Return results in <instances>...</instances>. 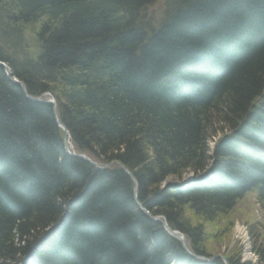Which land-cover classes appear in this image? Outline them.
Wrapping results in <instances>:
<instances>
[{
  "label": "trees",
  "instance_id": "16d2710c",
  "mask_svg": "<svg viewBox=\"0 0 264 264\" xmlns=\"http://www.w3.org/2000/svg\"><path fill=\"white\" fill-rule=\"evenodd\" d=\"M0 63L55 101L0 67V264L44 238L39 264H206L186 212L213 220L249 192L264 208V0H0ZM55 117L75 153L133 179L70 157ZM215 129L230 135L210 156ZM208 165L224 184L160 189Z\"/></svg>",
  "mask_w": 264,
  "mask_h": 264
},
{
  "label": "rangeland",
  "instance_id": "374dc122",
  "mask_svg": "<svg viewBox=\"0 0 264 264\" xmlns=\"http://www.w3.org/2000/svg\"><path fill=\"white\" fill-rule=\"evenodd\" d=\"M4 74L6 76L7 73L4 71ZM46 100L49 101L51 100V98L48 97V99ZM228 135L229 133L222 134L219 132L214 137L210 138L207 146L208 155L211 156L212 154L211 150L215 148L216 143H218L219 141L218 139L224 136L229 137ZM97 167L100 170H103L104 168H108V166L106 165L103 166L97 165ZM118 167L120 169L123 168L121 165H119ZM180 176L181 177L179 178L177 176L176 178L175 177L168 178L167 180L161 183L160 189H163V187L169 185L172 187L176 184H179V186L186 187L191 184L197 183L199 181L198 179L199 174L186 172ZM131 179H133V177ZM196 179H198V181H195ZM199 184L200 183L196 184L195 186H198ZM202 184L205 187H201V189H205V190L210 189L207 187V184L204 183ZM209 186L213 187L212 185ZM196 212H194V214H190L186 212L185 217L186 219L188 218L190 220L189 222H191L192 225L198 227L200 226L201 229L203 228L202 230H205L203 236L206 237L203 238H206L205 240L207 242V245L205 246V248L208 254H210L211 256H215L218 259L220 258L219 260H221L222 258L227 260L230 256H233L236 257V259H239L240 263L242 264L243 263L255 264L254 262L257 261L258 257L254 252L251 251L252 249L250 250V248L253 246L254 243L253 239H255V241L257 240V242L259 243L261 241L260 239H262V237L264 238V208H262L260 205H258L255 202L254 193L252 192L247 193L246 196L243 199H241V201L237 202L231 209L230 208L227 209V212L222 213L223 216L217 217L218 219L216 218L207 221V219L205 218L204 219L199 218ZM63 219H64V215H62L60 222H62ZM58 225L56 226L54 225L46 229L45 234H47L49 231L55 228L57 229ZM237 225H239L240 229L237 228ZM258 233L262 237L260 236L257 237L256 234ZM42 240H38L31 248V250H29V253L27 255H29L31 251L32 252L34 251L37 253V257H38L41 254L40 247L42 245ZM17 242L18 241H16V243ZM181 246L183 249L185 248L183 244H181ZM27 255L26 254L23 255L21 259H25ZM17 257H18L17 255L14 256V258ZM254 258L256 259L254 260Z\"/></svg>",
  "mask_w": 264,
  "mask_h": 264
},
{
  "label": "bare ground",
  "instance_id": "6f19581e",
  "mask_svg": "<svg viewBox=\"0 0 264 264\" xmlns=\"http://www.w3.org/2000/svg\"><path fill=\"white\" fill-rule=\"evenodd\" d=\"M204 68H206V67H203L202 69H200V74H202V75H207V76H205V78H206V80H208L209 79V74L205 71L206 69H204ZM198 80H195V82H197ZM199 83V82H198ZM198 83H197V85H198ZM263 85H264V82H263ZM262 85V86H263ZM15 86H17V85H15ZM261 86V87H262ZM19 87V86H18ZM20 88V87H19ZM21 89V88H20ZM22 91V90H21ZM261 91H263V93H264V86H263V89L261 90ZM23 92V91H22ZM24 93V92H23ZM260 93V92H259ZM24 96H25V94H24ZM26 97V96H25ZM34 98V97H33ZM27 99V98H26ZM41 100H42V102H33V103H44V104H47V105H50V104H48V103H46V101L47 100H44V99H42V98H40ZM28 100V99H27ZM29 101V100H28ZM30 102H32V101H30ZM248 105V104H247ZM245 106V108H246V110H249V115H252L256 110H258V108H257V106H256V104H255V100H252V101H250L249 102V105L248 106ZM219 114L221 115L222 114V112H219ZM61 123V122H60ZM62 124V123H61ZM63 125V124H62ZM64 126V125H63ZM59 128V127H58ZM64 128H65V126H64ZM60 130H61V128H59ZM66 129V128H65ZM66 131H67V129H66ZM215 131H216V134L218 133V131H217V129H215ZM214 131V132H215ZM61 132H62V136H64V133H63V131L61 130ZM67 133H68V131H67ZM232 134V133H231ZM70 136H69V133L67 134V136H64V138L65 139H67V138H69ZM209 142V141H208ZM216 142H217V140H216ZM64 148H65V151H68V150H70V147L68 146V145H65L64 146ZM214 150V149H213ZM213 150H211V152L213 153ZM263 157H264V154H263ZM211 166L210 165H208L205 169L203 168L202 169V171L199 173V181H198V179H196L195 181H198L197 182V184L198 183H200L199 185L201 186V187H205L202 183H204V184H207V185H216L217 184V182L219 181H221L222 183L221 184H224L223 183V179H222V176H219L218 174H216V173H212V171H211V168H210ZM223 174H224V172H222ZM203 181V182H202ZM220 184V183H219ZM219 184H217V186L219 185ZM174 186H179V184H176V185H174ZM133 195V198H134V200H135V204H136V206H137V208L139 209V210H141L142 211V213L144 214V216H146L151 222H153V223H157V224H159V225H161V227H162V229H163V231L169 236V237H171L172 239H175V238H173L172 236H170L166 231H165V229H164V227H163V224H165V225H167V227L170 229V227L168 226V224L163 220V218L161 217V216H154V217H152L148 212H147V210L142 206V204H140L139 202H138V195H137V193H136V182L134 181V193L132 194ZM155 218H158L160 221H162L163 222V224H161L160 223V221L159 220H153V219H155ZM237 228L238 229H240V227H239V225H237ZM58 231L57 232H55L54 234H53V238L55 239L56 238V236H58ZM181 235V234H180ZM176 241H178L177 239H175ZM182 244H184V246H185V243L182 241ZM187 248V247H186ZM184 249L185 250V253L189 256V257H191L192 259H194V260H196V261H198V262H205L206 264H211L215 259L210 255V256H207V252H205V253H207V254H197V255H194V254H192V253H190L187 249ZM46 249V245H44V241L42 242V246L40 247V251H43V250H45ZM206 250V249H205ZM250 250H251V248H250ZM30 257H26L22 262H21V264H23V263H25V262H27V263H25V264H39L38 262H39V258L37 257V253L36 252H30ZM255 256V255H254ZM256 258H254V260H255ZM248 261V260H247ZM255 264H257L258 263V258H257V261L256 262H254ZM188 264H190V263H188Z\"/></svg>",
  "mask_w": 264,
  "mask_h": 264
},
{
  "label": "water",
  "instance_id": "95a60500",
  "mask_svg": "<svg viewBox=\"0 0 264 264\" xmlns=\"http://www.w3.org/2000/svg\"><path fill=\"white\" fill-rule=\"evenodd\" d=\"M0 67H1V68L7 73V74H6V76H7V80H8L11 84L19 86V87L21 88V90L24 92L26 98H27L29 101H32V102H42V100H41L40 98H33V97H30V96L26 93V91H25V89H24V85H23V83L20 82V81H18V80H16L15 78L10 77V76H11V75L9 74L10 72L8 71L7 67H6L4 64L0 63ZM8 72H9V73H8ZM46 103L50 104L52 107H54V105H55L53 100L46 101ZM56 124H57V126H58L59 128H61V130H62L63 133H64V136H67L68 133H67L66 129L64 128V126H63L60 122H58V121H56ZM67 153H68L71 157L81 159V160H83V161H85V162H87V163H89V164L95 166L90 160H88V159H87L85 156H83V155L71 154V153H69L68 151H67ZM97 168H98V167H97ZM121 170H122L126 175H128L130 178H132V176L129 174L128 171L124 170L123 168H121ZM153 220H159V219H158V218H155V219H153ZM159 221H160V220H159ZM160 223L163 224L162 221H160ZM163 227H164L165 231H166L170 236H172L173 238L177 239V240L182 244L183 238H182L178 233H176V232L170 230V229L167 227V225H165V224H163ZM224 263L227 264L226 262H224Z\"/></svg>",
  "mask_w": 264,
  "mask_h": 264
}]
</instances>
